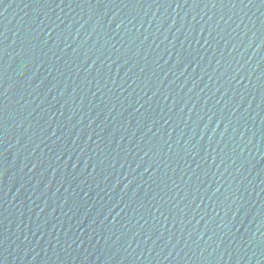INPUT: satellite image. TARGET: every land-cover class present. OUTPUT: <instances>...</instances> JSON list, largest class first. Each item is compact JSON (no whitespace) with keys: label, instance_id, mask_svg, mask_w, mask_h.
<instances>
[{"label":"water","instance_id":"obj_1","mask_svg":"<svg viewBox=\"0 0 264 264\" xmlns=\"http://www.w3.org/2000/svg\"><path fill=\"white\" fill-rule=\"evenodd\" d=\"M0 264H264V0H0Z\"/></svg>","mask_w":264,"mask_h":264}]
</instances>
